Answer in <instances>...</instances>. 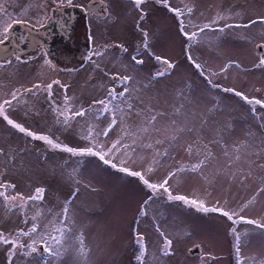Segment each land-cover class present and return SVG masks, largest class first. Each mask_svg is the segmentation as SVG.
<instances>
[{
    "label": "rangeland",
    "instance_id": "374dc122",
    "mask_svg": "<svg viewBox=\"0 0 264 264\" xmlns=\"http://www.w3.org/2000/svg\"><path fill=\"white\" fill-rule=\"evenodd\" d=\"M105 2L109 17L95 15L89 17L93 43L96 46L123 44L131 53L142 40L141 33L136 29L139 20L136 10L130 0ZM85 3H88L87 0ZM172 3L181 7L185 4H194L195 23H207L217 13L240 12L241 22L244 23L249 19L264 17V0H183V3L181 0H172ZM142 7L149 15L141 27L149 31L153 51L177 63L171 79L154 82L147 92V97L153 102L158 100L161 105L165 102L170 103L176 88L190 84L194 99L200 107L214 98L221 102V107L225 110L221 118L232 122L236 138H244L249 129L258 136L264 135V130L259 129L256 122L247 114L246 105L230 94L209 89L191 68L184 56L185 40L179 34L174 17L152 2ZM41 9L42 6L39 4L37 10H31L24 16L36 19ZM229 32L231 34L222 36L214 32L207 33L205 42L193 48L194 55L212 70H218L229 61L240 63L241 69H229L225 74L227 78L222 77L217 83L236 87L238 90L246 91L250 96L258 98L264 96V69L255 68L261 54L257 45L264 43V25L257 24L250 29ZM87 41V34H84L83 42L86 43L85 47H88L86 52L90 55L91 45ZM48 52L47 57L51 58L55 68L45 63L48 59L44 55L38 56V59L24 56L23 59L14 58L4 63L0 62V97H4L15 88H31L37 83L46 84L52 80H60L69 85V96L75 97L79 103L87 106L93 98L104 95L105 85H111V81L104 73L115 74L122 71L124 65L129 64V54H122L115 47L109 48L105 57L101 59L103 71L95 69L87 58L83 57L84 54L56 48H49ZM25 59L27 61H22ZM154 68V61H146L140 71V78L146 79ZM73 69L75 71H72ZM257 88L261 91H255ZM53 92L54 98L59 102L63 95L62 90L54 87ZM26 99L33 111H38L39 115L26 118L23 111H17L11 113L13 119L25 123L26 127L34 131L59 138L64 144L78 146L83 143L78 131L66 130L55 124V118L48 109L44 93L37 92L35 96L29 95ZM75 128L76 125L73 124V129ZM0 148L6 151L27 148L23 159L18 161L22 167L15 172H8V178L19 185L20 191L27 189L29 194L36 187H46L48 191L45 194V203L48 208L59 211L73 189L77 186L80 188V194L73 205V218L80 226L77 231L84 233L86 248L90 249L88 264H139L136 259L138 246L133 237V228L136 227L141 205L147 198L146 190L139 181L103 165L95 157H69L67 153L50 151L42 142L31 141L30 138L7 126L6 122L3 124L1 120ZM176 158L187 161V156L183 152L178 153ZM65 162L67 167L62 168ZM73 168L76 169V175L70 180L67 173ZM165 172L166 169H161L154 178L162 176ZM254 176L256 179L250 182L249 189L233 186L225 194L218 188L214 192V198H223L226 195L234 207L246 203L254 194L264 173L257 172ZM204 188L205 185L191 176L185 177L176 185L177 192L190 197L194 194L203 195ZM242 214L249 218L264 219V194ZM10 218L13 219V223L18 220V214L16 212L8 214L3 206H0V228L7 227ZM154 224L159 225L160 229L173 240L171 255L161 254L163 237L157 232ZM231 227V222L217 213L205 214L181 202L160 200L152 204L149 215L139 223V229L144 233L148 246L145 262L237 264L234 237L230 234ZM237 229L244 237L242 257H254L255 264H264V230L242 223L237 225ZM77 247L78 243L68 245L64 257L56 261L57 264H83V261L76 257ZM195 247L199 248V253H192ZM1 250L3 246H0V252ZM32 264H35V259ZM248 264H251V261H248Z\"/></svg>",
    "mask_w": 264,
    "mask_h": 264
},
{
    "label": "snow or ice",
    "instance_id": "6c2138e0",
    "mask_svg": "<svg viewBox=\"0 0 264 264\" xmlns=\"http://www.w3.org/2000/svg\"><path fill=\"white\" fill-rule=\"evenodd\" d=\"M149 2L174 17L179 34L185 40L184 56L206 86L238 98L247 106V114L252 121L256 122L259 129L264 130V96H250L236 87L217 83L220 78H227L225 74L229 69H241L240 63L229 61L218 70H212L193 53L196 45L205 42L207 33L214 32L222 36L231 34L229 30L250 29L257 24L264 25V17L249 19L244 23L241 22L240 12L217 13L207 23H195V5L185 4L181 7L174 5L172 0H130L139 17L136 29L142 36L141 43L131 53L123 44L96 46L93 43L91 24L87 25L91 54H86V58L95 69L103 71L101 59L109 48L115 47L120 53L129 54V64L124 65L122 71L115 74L104 73L111 85H105L103 96L93 98L85 106L68 95L69 85L60 80H52L46 84L37 83L31 88H15L0 97V119L31 141L42 142L50 151L67 153L69 157H95L103 165L139 181L146 190L147 197L139 210L136 227L133 228V237L138 246L136 259L139 264H146L148 250L139 223L149 215L152 204L160 200L181 202L199 212L217 213L226 218L232 225L230 234L234 237L237 264H248V261L255 264L254 257L246 258L241 255L244 237L238 231L237 225H253L256 229L264 230V219L249 218L242 214L264 194V176L250 199L235 207L229 203L226 195L223 198H214V192L219 188L226 194L233 186L249 189L250 182L256 179L254 173H264V135L258 136L249 129L244 138H236L232 122L221 118L225 114L221 102L214 98L200 107L194 99L190 84L176 88L170 103L161 105L158 100L153 102L147 97L154 82L171 79L177 68L175 61L153 51L149 31L141 27L149 15L142 5ZM52 3L59 8L77 7L86 15L95 11L94 4L80 3V0H52ZM0 9H3V5H0ZM103 11L105 17H109L107 10ZM17 23L23 21L10 19L6 22L0 32V44L4 43L9 30ZM36 24L43 26L39 20ZM257 47L261 54L255 68L264 69V43ZM146 61H154L155 68L150 76L141 79L139 74ZM45 63L55 68L51 61L46 60ZM54 87L62 90L63 95L59 102L54 98ZM255 91L260 92L261 89L257 88ZM37 92L45 94L48 109L57 126L78 131L83 141L81 145L64 144L59 138L34 131L26 127L25 123L12 118L11 113L17 111H23L26 118L39 115L38 111H33L26 99L29 95L35 96ZM73 124L76 125L75 129ZM189 137L192 139H188ZM26 151L27 148L7 151L0 148V206L9 211L20 212L26 225L13 232L0 231V246H4L6 250L7 264H15L17 259L22 264H32L37 256L41 264H55L64 257L67 246L73 243H78L77 259L88 264L90 249L86 248L84 233L77 231L80 226L73 218V205L80 194V188L75 187L62 208L56 211L48 208L45 203V194L48 191L46 187H36L30 194H26L17 190L16 183L4 179L8 172H15L22 167L18 161L23 159ZM180 152L186 154L187 161L177 160ZM61 167L66 168L67 162ZM161 169H166V172L154 178ZM75 175V168L67 173L70 180ZM188 176L205 185L203 195L194 194L190 197L176 191V185ZM154 227L163 237L161 254L171 255L173 240L159 225L154 224Z\"/></svg>",
    "mask_w": 264,
    "mask_h": 264
},
{
    "label": "flooded vegetation",
    "instance_id": "af4514ba",
    "mask_svg": "<svg viewBox=\"0 0 264 264\" xmlns=\"http://www.w3.org/2000/svg\"><path fill=\"white\" fill-rule=\"evenodd\" d=\"M85 2L86 0H80V3L86 4ZM87 2V4L95 5V11L88 15L77 7L65 6L59 8L52 3V0H0V5H3V9H0V32L10 19L23 21V23L14 24L9 30V35L4 43L0 44V62L4 63L17 57L23 59L24 56L30 59H38V56L41 55L51 61V58L47 57L49 48L71 50L77 54H84L83 57L86 58L88 47H85L86 43L83 42V39L84 34H87V25L90 23L89 17L91 15L105 17L103 10H107L105 0H87ZM39 4H41L42 9L37 13L36 19L24 16L25 13L28 15L27 12H31V10H37ZM38 20L42 21L43 26L36 24ZM22 61L25 62L27 59ZM0 120L3 124L5 123L2 119ZM8 176L9 173L4 176V179L10 180ZM17 190L20 191L19 185H17ZM21 191L29 194L27 189ZM5 210L8 214L16 212L18 220L12 223L13 219L10 218V224L7 227L0 228V231L13 232L26 227L23 223V215L20 212ZM34 259L35 264H41L38 256ZM0 264H7L4 246L0 252ZM15 264H22V261L17 259Z\"/></svg>",
    "mask_w": 264,
    "mask_h": 264
},
{
    "label": "water",
    "instance_id": "95a60500",
    "mask_svg": "<svg viewBox=\"0 0 264 264\" xmlns=\"http://www.w3.org/2000/svg\"><path fill=\"white\" fill-rule=\"evenodd\" d=\"M259 52H261V50L259 49ZM199 248L198 247H195L194 249H192V253L196 254V253H199Z\"/></svg>",
    "mask_w": 264,
    "mask_h": 264
}]
</instances>
